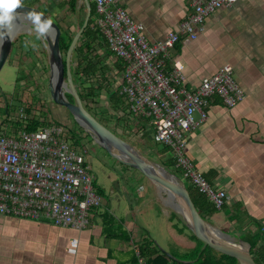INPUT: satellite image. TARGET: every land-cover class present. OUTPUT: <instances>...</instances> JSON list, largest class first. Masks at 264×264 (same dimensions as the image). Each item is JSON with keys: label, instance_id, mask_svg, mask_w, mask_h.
Instances as JSON below:
<instances>
[{"label": "crops", "instance_id": "0c3cea01", "mask_svg": "<svg viewBox=\"0 0 264 264\" xmlns=\"http://www.w3.org/2000/svg\"><path fill=\"white\" fill-rule=\"evenodd\" d=\"M66 1L69 0H20V4L46 8L44 11L61 27L65 22L72 32L78 31L87 14L86 5L83 0H77L73 12ZM120 2L135 20L145 26L146 36L151 42L176 29L192 9L191 0ZM68 14L71 18L63 20V16ZM205 27V32L197 40L181 42L172 59L185 66L187 83L192 87L204 77L215 74L220 67L231 65L246 97L233 108L226 107L220 98L215 97L209 108L208 120L189 136L186 155L211 184L225 189L230 197L225 209L210 216L208 222L218 228L223 226L226 233L236 238H242L249 232H260L259 245L264 249V0H240L231 7H224L206 20ZM22 40L19 38L14 42L21 46L17 49L19 57L21 49L29 47L28 39ZM24 45L27 46L22 48ZM45 49L42 42L33 53L37 52L44 59ZM75 61L78 64V59ZM113 62L106 59L95 68L104 70L105 85L114 88L119 83L117 78L111 80L106 76L117 75ZM166 67L172 68L171 60L167 61ZM118 78L120 81V75ZM126 124L137 131L147 122L140 120L139 123ZM147 187V199L123 194L128 205L116 201L105 212L102 207L96 209L90 225L83 230L0 216V264H138L142 256L138 255L137 247L148 235L162 251L170 254H182L194 248L197 241L191 237L187 227L183 229L185 221L180 213L160 209L158 205L160 217L156 220L155 232L148 223L140 221L141 214L147 209L141 207L145 205L153 210L152 218L158 215L154 200H158V195L161 198V190L152 181ZM138 190L140 194L144 192L142 186ZM102 198L104 200L105 196ZM173 214L182 223L172 218ZM163 230L173 241L169 249L160 243V236H155ZM73 239H77V245L71 252ZM155 243L150 246L152 249H155ZM142 258L147 260V256Z\"/></svg>", "mask_w": 264, "mask_h": 264}, {"label": "built area", "instance_id": "2783aa9c", "mask_svg": "<svg viewBox=\"0 0 264 264\" xmlns=\"http://www.w3.org/2000/svg\"><path fill=\"white\" fill-rule=\"evenodd\" d=\"M89 1L96 8L91 27L103 39L101 43L97 41L89 57L97 65L106 59L114 61L117 75L106 76L117 78L119 83L114 88L106 86L104 70L98 69L82 76L80 87L105 91L108 106V93L116 92L124 108L123 112L121 108L114 111L116 119L146 121L134 132L169 147L176 167L183 172L182 180L222 209L230 199L228 192L211 184L195 168L186 150L191 133L208 120L215 97L233 108L245 99L246 93L229 64L204 77L197 86H189L185 66L172 56L179 42L195 41L205 32L211 15L240 0H191L192 9L185 19L155 42L148 40L145 26L130 15L120 0ZM44 46L47 52L45 42ZM168 60L172 61L171 69L166 67ZM45 71L42 74L46 76ZM46 72L49 74L50 69ZM44 87L49 88V84ZM94 100L84 104L90 105ZM16 117L14 122H21L23 127L4 126L0 133V216L50 222L76 230L87 228L103 199L97 192L88 157L85 153L84 157L79 155L71 142L72 131L50 119H40L47 124L27 130L32 118L21 107ZM76 245L77 239H73L69 250L74 252ZM138 264L147 263L139 257Z\"/></svg>", "mask_w": 264, "mask_h": 264}, {"label": "rangeland", "instance_id": "374dc122", "mask_svg": "<svg viewBox=\"0 0 264 264\" xmlns=\"http://www.w3.org/2000/svg\"><path fill=\"white\" fill-rule=\"evenodd\" d=\"M41 9L43 11L46 10V8L42 7ZM70 15L71 14H68V16H63L62 19H66L65 21H67V18H71ZM62 25L64 28V31L61 35L62 40L64 43H69L71 40L70 37L67 36L66 32L69 31V35L72 36L75 34L77 29H73L75 32H72L70 28H68V26H70L68 23L65 24V22H62ZM19 38L23 39L24 41L28 39L26 42L29 43V47L27 45L22 46V48L25 46L27 47L21 49L22 53L20 57L17 49L21 46H18L19 42L14 43ZM14 42L11 55L13 54V51H15L14 53L16 54L13 59L12 56L9 57L0 72V124L5 120L7 116L4 97H6V101L8 103L16 105V110L10 117V122L12 123L14 122V120H18L16 116L19 107L24 108V106H20L19 101L21 102L26 100V105H32L31 114H28L30 117H32V115H35L37 117L41 115L42 117L44 116V118L42 119H46V121L47 119H50L52 121L59 122L73 131L75 138H77V140L79 141V144L76 145L78 154L82 157H84L83 153L86 154L89 160V164L91 165L92 173L97 186L105 190V199L102 200V205L99 207H102V211L105 212L106 208H112L115 205L116 201L125 204V206L128 205L127 198L122 197L123 194H128V197L131 198L144 197L145 199H147V185L150 180L136 169L129 167L111 157L98 143L95 142L92 136L89 135V132L80 126L75 117L68 111L66 107L59 105L51 98L49 88L44 87V85L49 84L50 77V73L48 74L46 72L49 69L48 54H43L44 60H41L38 57L37 52L33 53V51H36L35 48H37V46L44 42L43 36L37 38V34L33 30L32 26V29L20 30L15 35ZM30 43L32 45H30ZM72 60V67L74 69L77 67V62L74 60V58H72ZM44 69L46 70V76L42 74V70ZM20 76H23V79H21ZM42 77L46 79L41 80ZM74 82L76 83L77 87H80L81 82L77 76H74ZM23 85H25L26 87L23 88ZM83 86L85 87V85ZM99 95L100 96H98L97 98L95 97L94 102L89 105L91 112L96 115L95 117L101 123H104L106 126H108L119 137L132 143V145H134L145 156L161 165H164L163 161L167 159V157L169 158L172 155L171 152L170 156H167V154L165 155V153L162 152L163 146L161 144L150 140V138L147 139L145 137L138 136L137 132H134L131 127L126 124L127 122L125 121V119H116V115L114 114L115 110H113L111 106H108V104L106 103V92L100 91ZM67 96L70 97V94H67ZM121 109L123 112L124 108ZM6 127H9V125L7 124ZM71 142H73V144L75 145L74 140H71ZM139 186H142L144 188V192L141 194L138 190ZM157 199L158 200H154L157 204V206L155 207L158 212L157 217L152 218L154 217V212L151 208L146 207V205L144 204V200L142 201V203L145 206L141 207V209H147L143 211L144 213H142L140 216V221L143 220L144 222L152 226V231L154 230V232L157 231L158 222L156 220L160 217L158 205L160 209L167 208L168 210L176 212L172 207H170V202L165 192L161 191V198L158 195ZM213 226L218 228L216 225ZM220 228H222V230L225 232L223 226H220ZM155 236H160L159 240L163 247L169 249L173 246V241L167 231L163 230L161 234H156Z\"/></svg>", "mask_w": 264, "mask_h": 264}, {"label": "water", "instance_id": "95a60500", "mask_svg": "<svg viewBox=\"0 0 264 264\" xmlns=\"http://www.w3.org/2000/svg\"><path fill=\"white\" fill-rule=\"evenodd\" d=\"M87 14L82 26L73 36L66 51L61 50L62 27L48 13L43 10L21 4L15 12L18 15L15 21L14 32L11 37L5 35L0 42V72L11 56L15 35L22 29H32V22L28 16L36 13L41 20H49L54 33L43 36L47 46L48 64L50 69L49 91L54 102L64 106L75 117L81 127L89 132V135L98 143L111 157L121 163L136 169L155 183L169 199V205L180 213L185 221L187 229L200 241L211 247L218 253L235 258L239 264H257L251 252V245L242 238H236L229 233L213 226L206 220L197 209L186 183L176 174L168 170L164 165L157 163L145 156L132 143L124 140L114 133L108 126L101 123L95 115L88 110L81 99L78 87L74 82L72 58L75 49L80 43L84 30L87 28L92 11L89 0H83ZM67 94L73 96L70 101ZM5 98L6 114L8 113V102ZM170 258L175 257L163 250Z\"/></svg>", "mask_w": 264, "mask_h": 264}, {"label": "trees", "instance_id": "16d2710c", "mask_svg": "<svg viewBox=\"0 0 264 264\" xmlns=\"http://www.w3.org/2000/svg\"><path fill=\"white\" fill-rule=\"evenodd\" d=\"M76 1L77 0H69L66 1L68 4V8L70 11L75 12L76 10ZM92 5V11H91V18L89 20L87 28L84 30L82 37L80 39L81 44L77 46L75 49V59H78V65L76 68L73 69V76H77L78 79H80L82 76H87L91 73H95L96 71V65L97 63L93 61L89 57V54L93 51L94 46L98 42H103L102 35L95 29L91 27L93 22V17L96 13V8L93 3ZM47 12V11H46ZM83 21L80 24V27L82 26ZM79 27V28H80ZM64 31V28L62 27V33ZM67 34V33H66ZM75 35V34H74ZM74 35L67 36L70 37V40L72 41ZM64 43L61 37V50L66 53L70 43ZM24 44V43H23ZM181 42H179L176 45V49L181 46ZM86 50L88 52L86 53ZM21 79H23V76H20ZM26 87L23 85V88ZM100 89H96L93 87H79L78 86V92L81 97V99L86 103L89 99L94 100V98L98 97ZM70 101H73V96L70 95L67 96ZM108 101L110 102L111 108L113 110H117L118 108H121V103H123L122 98L119 97L116 92L108 93ZM121 102V103H120ZM20 106H24L25 112L27 114H31L32 105H26V100L19 101ZM120 103V104H119ZM26 105V106H25ZM86 107L89 111L91 109L89 108V105L86 104ZM16 105H13L11 103H8V113L5 118V120L0 124V133L4 126L7 124L9 127H13L16 129H21L23 127V124L21 122H10L11 115L15 112ZM94 114V113H93ZM95 115V114H94ZM96 116V115H95ZM32 119L30 120L29 124L27 125V130H36L40 128V126L46 125V121H41L40 119L44 118L41 115L39 117L32 115ZM56 124H60L59 122H55ZM75 142V146L79 144V141L77 138H75L74 133L72 131L71 137ZM162 152L167 154V156H170V148L167 146H163ZM163 164L170 169V171L174 174H176L178 177H182L183 172L176 167V162L174 157L171 155L169 158L165 159L163 161ZM186 185L190 191L191 197L199 210L200 214L209 221V217L213 214L222 211L225 209V206L222 209H217L215 205L209 200V198L200 192L196 187H193L190 183L186 182ZM97 187V192L101 196H105L104 190L101 189L99 186ZM172 218H177L179 222L182 223V220L176 215L173 214ZM183 229H186V226L183 225ZM180 232H183L182 229H179ZM260 233V232H259ZM253 234L251 232L245 234L242 236V239L246 240L251 245V252L254 256V259L257 264H264V249L259 244L261 243V234ZM191 237L197 241V244L194 248L189 249L183 254H175L172 252V254L175 256V259L170 258L165 252L161 250V248L154 242V240L149 239L148 237L144 238L142 241V244L137 247V252L139 256H147L146 263L147 264H239L238 261L225 254L218 253L217 251L213 250L211 247L207 246L205 243L197 239L193 234H191ZM155 246V249H152L150 246L153 244Z\"/></svg>", "mask_w": 264, "mask_h": 264}, {"label": "clouds", "instance_id": "9594fccd", "mask_svg": "<svg viewBox=\"0 0 264 264\" xmlns=\"http://www.w3.org/2000/svg\"><path fill=\"white\" fill-rule=\"evenodd\" d=\"M20 6V0H0V42H2L5 35L11 37L14 32L15 21L19 15L15 10ZM28 19L33 24V30L36 32L37 38L48 36L55 31L51 21L41 20L39 14L33 13L28 16Z\"/></svg>", "mask_w": 264, "mask_h": 264}]
</instances>
